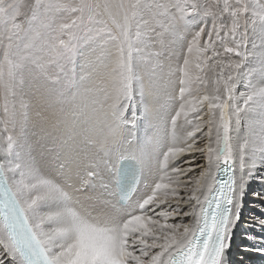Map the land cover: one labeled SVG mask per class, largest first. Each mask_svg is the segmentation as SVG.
I'll return each mask as SVG.
<instances>
[{
    "label": "snow or ice",
    "instance_id": "1",
    "mask_svg": "<svg viewBox=\"0 0 264 264\" xmlns=\"http://www.w3.org/2000/svg\"><path fill=\"white\" fill-rule=\"evenodd\" d=\"M260 172L264 0H0V264H232Z\"/></svg>",
    "mask_w": 264,
    "mask_h": 264
},
{
    "label": "bare ground",
    "instance_id": "2",
    "mask_svg": "<svg viewBox=\"0 0 264 264\" xmlns=\"http://www.w3.org/2000/svg\"><path fill=\"white\" fill-rule=\"evenodd\" d=\"M239 90L243 91L244 90L243 86H240ZM168 91H169L168 89H161L158 99L154 98L151 94H147L144 98L145 100L139 101V104L137 103V100L139 99L137 98L138 96L134 97L136 101V106L141 109L140 113H142L141 115L140 114L137 115L138 120H137V126L135 128L136 136L139 139L144 140L146 137L154 135L155 129L153 128V124L155 123L157 119L158 113L162 112V105H164L167 102ZM145 106L147 107V111H145ZM127 115L129 116V118H131V111L130 113H127ZM252 180L249 183L247 194L250 188L253 187ZM247 208H248V203L246 204V197H245L241 213L248 211L249 209ZM241 230H242V227L239 222L234 230V236L232 240L231 256H230V259L232 260V264H240L241 259H244L246 257V252L240 251V250H245V248L250 243V242L248 243L247 241L244 242L243 240H241L242 238ZM242 261H243V264H246L248 262L250 264H264L262 262V259H246L245 261L244 260Z\"/></svg>",
    "mask_w": 264,
    "mask_h": 264
},
{
    "label": "rangeland",
    "instance_id": "3",
    "mask_svg": "<svg viewBox=\"0 0 264 264\" xmlns=\"http://www.w3.org/2000/svg\"><path fill=\"white\" fill-rule=\"evenodd\" d=\"M187 38L190 39V36H188ZM184 43H185V40L180 39L177 42V48L179 49L180 47H182V45ZM161 89H165V88L162 86ZM137 98H139L137 100V103L139 104V101H141V98L139 96ZM143 100H145V99H143ZM130 111L131 110H129L128 113H130ZM137 112H138L137 115L142 114V113H140L141 109L138 107H137ZM252 185H253V187L250 188V190L248 191V194L245 196L246 197V204L248 203L247 209H249V210L241 213V220H240V225L242 227V230H241L242 238H241V240H243L244 242L247 241L245 239L246 233H248L249 231H253V229L251 227L253 219L255 217L259 216L262 212H264V204H262L261 201L256 196L253 195V193H256V192L264 194V172L258 173L253 178ZM254 231L258 235H264V232H262L258 226L255 227ZM247 242L249 243V241H247ZM240 251H245V250H240ZM245 252H246V257L244 259H241V260L245 261L246 259H262V262L264 263V255L253 252L250 249L248 251H245ZM246 264H250V263L248 262Z\"/></svg>",
    "mask_w": 264,
    "mask_h": 264
}]
</instances>
